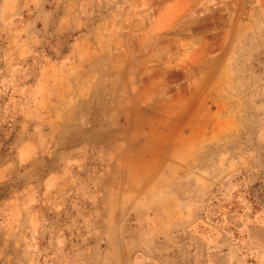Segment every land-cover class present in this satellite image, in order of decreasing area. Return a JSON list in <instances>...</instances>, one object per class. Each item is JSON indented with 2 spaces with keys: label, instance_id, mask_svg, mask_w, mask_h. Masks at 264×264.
Segmentation results:
<instances>
[{
  "label": "rangeland",
  "instance_id": "obj_1",
  "mask_svg": "<svg viewBox=\"0 0 264 264\" xmlns=\"http://www.w3.org/2000/svg\"><path fill=\"white\" fill-rule=\"evenodd\" d=\"M168 1L0 0V264H264V0Z\"/></svg>",
  "mask_w": 264,
  "mask_h": 264
},
{
  "label": "crops",
  "instance_id": "obj_2",
  "mask_svg": "<svg viewBox=\"0 0 264 264\" xmlns=\"http://www.w3.org/2000/svg\"><path fill=\"white\" fill-rule=\"evenodd\" d=\"M207 2L210 1L209 0H178L177 2H175L174 0H169L165 4V12L163 13L164 18L165 20H170L169 18L185 17L184 15L186 13L184 15H181L182 14L181 12L184 8H186V6H192L193 9L196 5L206 4ZM219 2L226 3L229 2V0H220Z\"/></svg>",
  "mask_w": 264,
  "mask_h": 264
}]
</instances>
